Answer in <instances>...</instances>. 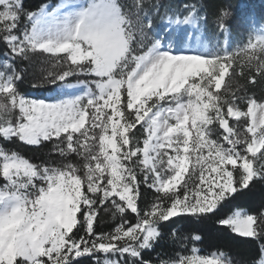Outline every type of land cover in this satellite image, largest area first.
I'll return each mask as SVG.
<instances>
[{
  "label": "snow or ice",
  "instance_id": "obj_1",
  "mask_svg": "<svg viewBox=\"0 0 264 264\" xmlns=\"http://www.w3.org/2000/svg\"><path fill=\"white\" fill-rule=\"evenodd\" d=\"M162 9L163 0H0V264H264V13L241 19L253 31L229 51L230 0ZM210 24L222 44L205 40ZM44 54L54 70L41 83L87 94L26 96L19 84ZM257 190L256 206L241 210ZM177 216L211 219L258 255H196L205 237L175 229L173 254L155 252Z\"/></svg>",
  "mask_w": 264,
  "mask_h": 264
},
{
  "label": "trees",
  "instance_id": "obj_2",
  "mask_svg": "<svg viewBox=\"0 0 264 264\" xmlns=\"http://www.w3.org/2000/svg\"><path fill=\"white\" fill-rule=\"evenodd\" d=\"M50 2L52 4H57L59 0H24V4L28 9H35L38 8L41 4ZM186 2V0H163L165 5V9L167 11H176L178 10V6L181 3ZM211 2L219 3L220 0H211ZM233 6V14L235 17V22L232 30V34L230 38L232 39L231 47L229 51L235 49V46L239 47L246 43L247 41V31H250V26L245 27L247 30L240 27V21L243 17H245L249 11L258 10V13H264V3L260 0H230ZM176 7H173V6ZM165 9H162L165 10ZM205 38L208 43L215 45L218 42L222 44V40L216 35L215 29L210 24L207 32L205 34ZM216 38H219L217 40ZM0 53H3L0 50ZM37 65H33L29 68L28 72L25 74L24 79L20 82L19 87L24 94H27L31 91L40 90L43 92H51L57 86L63 84V82L58 83H44L40 86L33 87V83H35V79L38 81L40 75L37 71ZM227 77L225 80V85L227 84ZM237 82L242 83L240 78H237ZM224 85V87H225ZM224 87L221 91L224 90ZM259 94V93H258ZM10 148L19 151L25 157L32 158L35 161H39L40 159L47 158V150L46 149H37L31 146H26L23 144H13L9 145ZM261 198V193L259 190L257 192L242 200L240 202V209L250 210L251 208L255 207L258 203L259 199ZM148 200H151V195L147 196ZM102 219L100 220V227L107 231L110 230L111 226L113 225V221L109 216L104 215L103 213L100 214ZM175 229L181 235H187L193 233L195 230L199 231V234L205 237V243L202 245H195V247L200 248L202 253L209 254L211 252H216L217 249L221 251H225L229 254V256L234 257L238 260H249L258 255L257 249L254 245L245 244L242 241L238 240L237 238L231 236L230 234L220 231L217 229L214 222L209 220H202V221H195L190 217L184 216H177L172 220L168 221L167 225H162L163 230V237L156 245L155 252L164 253L166 255L173 254V244L171 242V232ZM155 252L148 253L149 257L155 256ZM188 252L186 254H190Z\"/></svg>",
  "mask_w": 264,
  "mask_h": 264
},
{
  "label": "rangeland",
  "instance_id": "obj_3",
  "mask_svg": "<svg viewBox=\"0 0 264 264\" xmlns=\"http://www.w3.org/2000/svg\"><path fill=\"white\" fill-rule=\"evenodd\" d=\"M260 1L264 3V0H260ZM60 2H61V0L57 4H59ZM255 12L258 13V10H255ZM258 27L259 26L257 25L255 30H258ZM243 29L247 30L245 27H243ZM252 31H253V28H250V31H247V37L250 34V32H252ZM216 39L219 40V38H216ZM205 40H206V38H205ZM231 42H232V39L230 38L228 45H227L228 50L231 47ZM235 48H237V46H235ZM7 58L8 57L4 54V52L0 53V62L6 60ZM40 60L42 61V63H38V65H37V71L39 72L40 77L38 78L39 79L38 81L36 79L34 80L35 83H38L39 85L44 84V83H41L42 78H43L42 72L45 69H47L48 71L54 70L53 69L54 61L49 58L48 54H44L42 57H40ZM72 79L74 80L75 78H72ZM225 80H226V78H225ZM224 85H225V81L222 83L220 91L222 90ZM50 93L51 94L49 95L43 91L35 90V91H31L25 95L30 97V98L41 100V101L47 100V101H51V102H60V101L68 100V99H73L77 96L86 95L87 91H86L85 87L82 85H77L74 83H63L62 85L57 86ZM241 210H245V209H241ZM197 249H198V251H197L196 255H211L212 253H214V252H211L209 254L208 253L205 254V253L201 252L200 248L197 247ZM191 254L192 253H190L189 255H191Z\"/></svg>",
  "mask_w": 264,
  "mask_h": 264
},
{
  "label": "bare ground",
  "instance_id": "obj_4",
  "mask_svg": "<svg viewBox=\"0 0 264 264\" xmlns=\"http://www.w3.org/2000/svg\"><path fill=\"white\" fill-rule=\"evenodd\" d=\"M51 93H49V95H50Z\"/></svg>",
  "mask_w": 264,
  "mask_h": 264
}]
</instances>
